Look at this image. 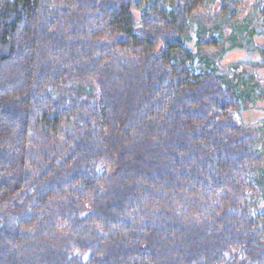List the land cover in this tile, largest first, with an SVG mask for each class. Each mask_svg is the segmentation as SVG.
Segmentation results:
<instances>
[{
	"label": "trees",
	"instance_id": "obj_1",
	"mask_svg": "<svg viewBox=\"0 0 264 264\" xmlns=\"http://www.w3.org/2000/svg\"><path fill=\"white\" fill-rule=\"evenodd\" d=\"M258 2L0 0V264H264Z\"/></svg>",
	"mask_w": 264,
	"mask_h": 264
},
{
	"label": "rangeland",
	"instance_id": "obj_2",
	"mask_svg": "<svg viewBox=\"0 0 264 264\" xmlns=\"http://www.w3.org/2000/svg\"><path fill=\"white\" fill-rule=\"evenodd\" d=\"M258 3L261 9L264 8V0H259ZM254 4V0H243L241 12L242 14L239 16L238 21L235 23L237 26L244 23L245 18L249 15L251 6H253ZM214 7L215 6H212L210 10L212 11ZM202 13H204L205 16L211 15L210 12L205 8L202 9ZM253 17L254 19L252 20V26L256 24H262L263 21L260 13L254 12ZM231 30L232 28L229 27L228 31ZM258 44L260 46H263L264 48V40H259ZM230 50L231 51L222 52V45L220 43L215 48L208 50V52H210V54L214 57H224V60L222 62L223 65H221L220 67L221 69L225 70L229 76H239L240 74L247 73V81L257 83L259 89L261 90L259 91L258 97H256L252 102H249L245 106H241L236 111L232 110V113L238 123L242 124L245 127H248V129L257 134L258 147L262 152V159L257 168L253 171V174L255 176V180L264 181V66H252L251 64L245 63V61H243L245 60V58H247L248 60H253L257 58V55H253L248 58L244 53H239V51L233 50V48H231Z\"/></svg>",
	"mask_w": 264,
	"mask_h": 264
}]
</instances>
